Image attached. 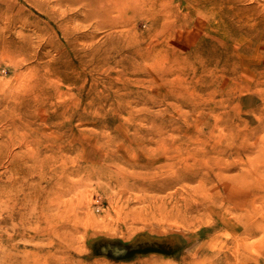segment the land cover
Returning a JSON list of instances; mask_svg holds the SVG:
<instances>
[{"label": "rangeland", "instance_id": "1", "mask_svg": "<svg viewBox=\"0 0 264 264\" xmlns=\"http://www.w3.org/2000/svg\"><path fill=\"white\" fill-rule=\"evenodd\" d=\"M4 99L0 264H219L221 175L264 142V0H0Z\"/></svg>", "mask_w": 264, "mask_h": 264}, {"label": "bare ground", "instance_id": "2", "mask_svg": "<svg viewBox=\"0 0 264 264\" xmlns=\"http://www.w3.org/2000/svg\"><path fill=\"white\" fill-rule=\"evenodd\" d=\"M7 105L8 101L4 99L5 108L0 112V120L5 126L8 121ZM256 144L249 146L251 148L244 162L239 160L233 165L236 167L231 169L235 170L234 175H221L216 225L221 233L226 229L234 232L231 240H235V246L231 247L230 240L222 243L219 264H230L232 257L235 260L242 256L249 259L246 256L249 241L260 234L264 241V142L263 145ZM260 256L262 260L257 262L264 261V250ZM245 257L241 259L247 264L249 262Z\"/></svg>", "mask_w": 264, "mask_h": 264}]
</instances>
